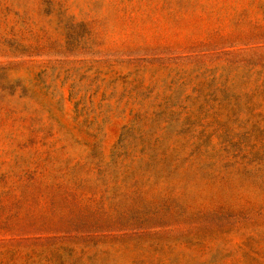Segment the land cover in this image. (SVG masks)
I'll return each mask as SVG.
<instances>
[{"label": "rangeland", "instance_id": "1", "mask_svg": "<svg viewBox=\"0 0 264 264\" xmlns=\"http://www.w3.org/2000/svg\"><path fill=\"white\" fill-rule=\"evenodd\" d=\"M0 264H264V0H0Z\"/></svg>", "mask_w": 264, "mask_h": 264}]
</instances>
